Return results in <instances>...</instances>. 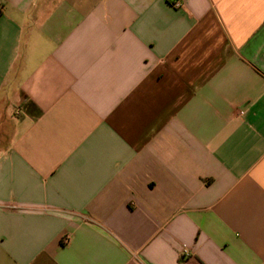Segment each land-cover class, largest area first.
<instances>
[{"label": "crops", "instance_id": "1", "mask_svg": "<svg viewBox=\"0 0 264 264\" xmlns=\"http://www.w3.org/2000/svg\"><path fill=\"white\" fill-rule=\"evenodd\" d=\"M0 264H264V0H0Z\"/></svg>", "mask_w": 264, "mask_h": 264}, {"label": "built area", "instance_id": "2", "mask_svg": "<svg viewBox=\"0 0 264 264\" xmlns=\"http://www.w3.org/2000/svg\"><path fill=\"white\" fill-rule=\"evenodd\" d=\"M175 4L178 5V2L176 1ZM187 254H188L187 251L183 250V255H187Z\"/></svg>", "mask_w": 264, "mask_h": 264}]
</instances>
